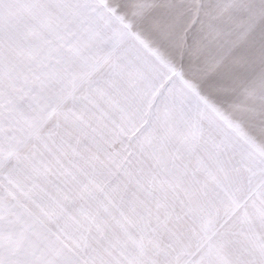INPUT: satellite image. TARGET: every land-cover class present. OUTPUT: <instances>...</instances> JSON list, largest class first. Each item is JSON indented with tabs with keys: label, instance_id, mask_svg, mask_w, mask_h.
Masks as SVG:
<instances>
[{
	"label": "snow or ice",
	"instance_id": "6c2138e0",
	"mask_svg": "<svg viewBox=\"0 0 264 264\" xmlns=\"http://www.w3.org/2000/svg\"><path fill=\"white\" fill-rule=\"evenodd\" d=\"M0 264H264V0H0Z\"/></svg>",
	"mask_w": 264,
	"mask_h": 264
}]
</instances>
